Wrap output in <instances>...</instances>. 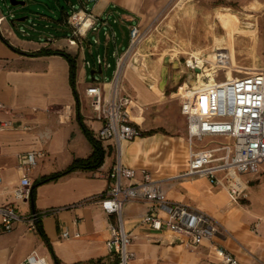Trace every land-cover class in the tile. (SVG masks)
<instances>
[{
	"label": "crops",
	"instance_id": "obj_1",
	"mask_svg": "<svg viewBox=\"0 0 264 264\" xmlns=\"http://www.w3.org/2000/svg\"><path fill=\"white\" fill-rule=\"evenodd\" d=\"M160 1L92 0L89 11L98 22L107 13L115 12L120 24L132 22L129 32L132 26L143 29L153 23L171 0H164L162 4ZM4 23L5 19L0 23V104L11 115L0 113V120H11L12 127L0 131V206L12 204L18 211L17 204L28 205V214L35 213L38 219L36 231L28 230L27 224L22 223L12 232L0 235V264H17L31 252L45 257L51 264H116L106 247L109 217L97 201L109 185L108 174L115 161L114 145L101 144L105 156L97 170H77L55 181L41 183L43 177L61 172L74 160L91 155L92 147L82 127L94 138L99 124L90 116V110L85 111V101L90 106L85 89L98 82L91 78L92 83L83 86L86 74L83 50L80 55L76 47L67 45L66 38L52 37L53 42L46 39L30 47L16 43L11 30L2 28ZM40 50L64 52L75 59L77 101L69 83L67 60L60 55H25ZM133 64L136 70L131 64L127 67L130 75L123 69L119 85L123 84L120 93L131 99L130 123L142 136L121 143L122 163L131 168L145 167L157 178L163 162L155 152L169 147V142L155 129L172 128L173 124L165 121L162 125L161 117L155 116V105L162 97L155 84H149L155 73H149L148 69L154 64L152 61L141 62L139 66L136 61ZM133 78L152 91L147 93L156 99L143 101L145 98L139 97ZM109 83L103 84L107 88ZM148 132L152 135L144 136ZM207 140L209 146L220 142V139ZM30 151L41 152L43 157L38 159L29 177L33 190L30 200L18 202L12 196V187L20 181L16 155ZM171 170L167 168L163 174L169 175ZM242 179L247 189L237 203L230 201L224 189L202 177L165 182V196L172 203L197 208L211 216L219 226L214 245L231 253L241 264H264V162L255 173ZM147 210L148 204L143 202H131L123 209L124 228L132 237L129 251L133 257L129 264H220L209 243L190 250L179 237L151 231L141 224ZM63 233L78 236L63 239Z\"/></svg>",
	"mask_w": 264,
	"mask_h": 264
},
{
	"label": "built area",
	"instance_id": "obj_2",
	"mask_svg": "<svg viewBox=\"0 0 264 264\" xmlns=\"http://www.w3.org/2000/svg\"><path fill=\"white\" fill-rule=\"evenodd\" d=\"M65 17L63 25H68L70 29L66 43L82 51L84 39L90 31L95 30L98 19L84 5ZM4 19L0 17V23ZM86 23L87 28L81 32ZM102 23L107 25L106 22ZM145 31L137 25L129 28L126 49L120 55L115 51V68L107 88L103 83H93L85 89L93 119L99 124L94 139L100 144L112 143L115 147L108 188L97 200L109 217V237L106 241L109 256L116 260V264H129L133 257L129 251L132 237L124 228L123 209L131 202H143L148 204V210L141 218V224L151 231L177 236L190 250L209 243L220 264H241L231 253L214 245L219 226L211 216L197 208L168 201L164 180L155 178L145 167L131 168L122 163L121 143L140 138L142 133L130 123L131 99L120 93L119 81L122 70L127 66L126 57L137 50ZM21 32L24 33L23 30ZM111 37L115 39L114 32ZM106 38L110 40V35L106 34ZM46 41L53 42L52 39ZM215 58L216 68L212 74L217 80L219 72L223 70L220 67L228 62V57L224 52H216ZM82 62L84 67L92 68L89 61L83 59ZM98 68L101 71L109 68L106 59L99 55L96 56L93 70ZM187 68L195 78L202 75L196 63L187 65ZM195 69L199 71L196 73ZM180 96V113L187 127L188 153L185 170L167 180L202 177L213 186L224 189L230 201L237 203L247 189L242 177L255 173L264 162V71L247 73L230 80L225 76L204 89L187 88ZM0 113L11 115V111L2 104ZM11 127V120H0V131ZM205 139L221 141L214 146L204 144L197 147L194 143H201ZM41 157L43 154L35 151L16 155V168L20 174L19 183L12 187V196L16 201L30 200L32 184L29 177ZM37 219L35 213L19 214L12 204L0 206V235L12 232L22 223L27 224L28 230L36 231ZM77 236L61 235L63 239ZM17 264L51 263L38 253L31 252Z\"/></svg>",
	"mask_w": 264,
	"mask_h": 264
},
{
	"label": "rangeland",
	"instance_id": "obj_3",
	"mask_svg": "<svg viewBox=\"0 0 264 264\" xmlns=\"http://www.w3.org/2000/svg\"><path fill=\"white\" fill-rule=\"evenodd\" d=\"M16 1H23L25 4L13 7L9 0H0V17H5L2 28L8 27L11 30L16 43L29 44L30 47L42 44L52 37L69 38L70 29L68 25H63L65 16L83 5L89 10L93 3L92 0ZM163 2L164 0L159 4ZM103 21L107 22V25H103ZM131 23L120 24V18L115 12L107 13L95 25V30L87 34L83 42L84 60L89 61L92 68H86L83 86L92 83L89 73L94 68L97 55L106 59L109 68L103 69L101 74H94V81L100 84L111 81L115 68V51L120 55L126 49L127 30ZM143 30H146L145 36L137 50L126 57L127 66L124 70L130 75L127 67L131 64L134 68L135 61L137 66L145 61H152L154 64V67L148 69L149 73H155L154 79H150L153 82L149 84L154 83L155 89L162 97L161 102L155 105V116L161 117L162 125L166 122L173 124L172 128L155 129V132L160 131L169 142V147H161L155 152V156H159L158 160L163 162L159 166L161 171L157 178L168 182V177L185 170L188 153L186 121L180 115V94L187 88L193 87L196 90V78L187 68L188 60L192 59L193 53L199 51L215 54L216 39L220 47L227 49L225 54L230 55L228 42L234 49L237 69L232 71V78L242 77L252 71H264V0H171L157 19L143 27ZM112 32L115 33L114 40L111 37ZM236 32L251 37H237L233 34ZM106 34L110 35V40H107ZM142 46H145L144 50L141 49ZM227 72L228 69L221 70L217 80H222ZM163 73L165 79L162 78ZM133 81L139 97L144 96L143 101L156 99V96L147 93L149 89L143 87L135 78ZM119 88L122 91L123 84H120ZM89 110L90 116H93L89 103L85 101V111ZM207 142L205 139L201 143H194L200 147ZM167 168L172 169V172L164 175L163 170ZM17 205L21 215L29 213L28 205Z\"/></svg>",
	"mask_w": 264,
	"mask_h": 264
},
{
	"label": "trees",
	"instance_id": "obj_4",
	"mask_svg": "<svg viewBox=\"0 0 264 264\" xmlns=\"http://www.w3.org/2000/svg\"><path fill=\"white\" fill-rule=\"evenodd\" d=\"M61 22V21H60ZM4 41V40H3ZM5 42V41H4ZM6 43V42H5ZM7 44V43H6ZM16 52H19L18 50L13 49ZM21 53V52H19ZM25 55L28 56H35V55H60L64 57L68 64H69V83L70 87L72 89L73 95L75 97V100L77 101V95L75 91V59L69 56L68 54L60 51H49V50H40L37 53H27ZM78 108V103H77ZM82 127V126H81ZM84 131V135L91 144L92 147V153L87 159H76L74 160L66 169H64L61 172L55 173L50 176H45L41 179V183H47L50 181H55L59 178H62L74 171L77 170H86V171H94L97 170L103 163V159L105 156V152L99 142H97L92 135L86 130L84 127H82ZM152 135L151 132L146 133L144 136ZM33 190L31 192L32 196ZM37 232L45 239L41 229L37 227ZM46 241V239H45Z\"/></svg>",
	"mask_w": 264,
	"mask_h": 264
},
{
	"label": "bare ground",
	"instance_id": "obj_5",
	"mask_svg": "<svg viewBox=\"0 0 264 264\" xmlns=\"http://www.w3.org/2000/svg\"><path fill=\"white\" fill-rule=\"evenodd\" d=\"M86 28H87V23L84 26H82L81 32H84ZM233 34L237 37H243V38H245V37L250 38L251 37L250 35H247V34L242 33V32H236ZM234 39H235V37H234ZM251 40H252V38H251ZM215 45H216V47L214 50L216 52H224L225 50H227V49H225V47L224 48L220 47L219 44L216 42V39H215ZM228 48L230 51L231 60H230L229 53L225 54L228 57V62L223 63V66H221L220 68L221 69H228V72L226 73V77L230 80V79H232V71H235L237 69V67H236V60L234 57V49L232 48L230 42H228ZM191 56H192L191 57L192 59L188 60L187 65H193L196 63L197 68L200 69L201 70L200 73H202V75L199 74L195 80L196 89H199L201 87H202V89H204V87H208V86L212 85V83L216 82L214 79V76L212 74L214 71V68H216L215 54H204V53L199 51V52L193 53ZM193 58L195 61L193 60ZM258 72H260V71H252L250 73H258ZM162 78H164V73L162 74ZM226 194H227V192H226Z\"/></svg>",
	"mask_w": 264,
	"mask_h": 264
},
{
	"label": "water",
	"instance_id": "obj_6",
	"mask_svg": "<svg viewBox=\"0 0 264 264\" xmlns=\"http://www.w3.org/2000/svg\"><path fill=\"white\" fill-rule=\"evenodd\" d=\"M9 3L11 6L15 7V6H23L25 3L23 1H16V0H9ZM199 70L195 69V72L197 73ZM102 71L100 68H98L96 71L95 70H91L90 71V76L93 79L94 74H101Z\"/></svg>",
	"mask_w": 264,
	"mask_h": 264
}]
</instances>
